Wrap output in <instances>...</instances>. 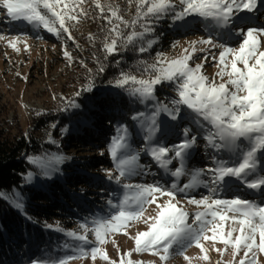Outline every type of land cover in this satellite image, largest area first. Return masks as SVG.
I'll return each instance as SVG.
<instances>
[{
  "label": "snow or ice",
  "instance_id": "1",
  "mask_svg": "<svg viewBox=\"0 0 264 264\" xmlns=\"http://www.w3.org/2000/svg\"><path fill=\"white\" fill-rule=\"evenodd\" d=\"M87 3L89 0H0V9L12 21L26 22L58 39L74 41L71 28L88 17L84 7ZM128 3L135 5L131 20L125 19L119 5L111 0H91L99 18L108 25L103 42L107 55L137 41L141 42L140 53L148 51L155 40L147 37L164 18L171 19L178 29L202 26L210 33L207 38L189 41L177 56L157 53L153 63L142 61L143 72L139 77L122 71L114 82L117 88L125 89L141 103L155 99L157 86L167 84L175 92L171 108L157 102L147 118L144 137L147 144L143 149L160 169L175 179L168 186V182L123 183V198L118 203L109 199L107 204L113 211L106 218L92 219L91 226L85 222L77 230L66 231L58 223L46 224L45 227L54 228L77 242L63 245L76 254L54 260H33L31 264H70L79 259H90L95 264L98 258L105 264H143L132 259L133 253H149L158 257L159 264H168L174 253L182 256L187 264H192L193 259L207 264H264L261 259L264 257V201L256 203L239 191L228 198L221 195L233 188H246L264 195V23L253 22L259 19L254 14L264 7V0H128ZM124 29H129L127 34ZM216 37L223 42H217ZM89 39L95 37L90 34ZM5 40L16 52L21 51L18 47L21 42L25 51L30 50L27 40L21 41L19 36L8 39L0 35V41ZM178 46L179 42L173 44L174 48ZM212 49L218 51L213 53ZM198 52L208 55L193 66ZM63 55L70 63L73 61L67 48ZM209 58L218 69L212 78L203 72ZM98 71H105L103 65ZM91 87L89 84L84 90L91 91ZM68 103L73 108L79 107L73 101ZM182 108L190 115L182 114ZM161 112L167 114L169 121L184 122L187 126L158 122ZM144 117L145 113L138 112L131 119L142 122ZM169 134L181 138L169 142V146L164 143ZM198 137L212 150L213 165L190 171L187 162L194 157ZM130 149L128 127L122 125L108 149L115 163L114 172L118 173L107 172L109 180L121 184L122 180L138 174L137 169L141 167L145 174L149 171L147 166L139 164L140 153H131ZM28 159L29 163L38 164L41 158ZM63 159V156L55 157L58 163ZM43 174L50 176L48 171ZM185 175L191 178L180 185L177 181ZM27 179L31 182L32 173ZM199 187L206 188L208 194L199 198L189 195ZM180 193L184 194L183 200L177 198ZM0 199L11 200L14 207L24 209L19 194L13 198L0 191ZM152 205H155L154 214H148ZM187 205L194 206L196 211L190 213ZM134 222H142L146 230L130 235L128 229ZM120 233L134 242V247L126 252L120 251L113 238ZM109 242L116 245L118 260L112 259L103 247ZM193 246L200 252L196 258L186 255L187 249ZM210 252H216L220 259L213 262ZM226 256L230 259H225Z\"/></svg>",
  "mask_w": 264,
  "mask_h": 264
},
{
  "label": "rangeland",
  "instance_id": "2",
  "mask_svg": "<svg viewBox=\"0 0 264 264\" xmlns=\"http://www.w3.org/2000/svg\"><path fill=\"white\" fill-rule=\"evenodd\" d=\"M126 1L128 8L126 13L135 15V5L129 4L128 0ZM91 6V0H89V3L85 4L84 7L87 10ZM262 13H264V7L259 8L254 14L259 18L254 20V23H264ZM156 24H159L160 27L148 36L157 43V48L154 51L155 58L157 53H164L168 57L177 56L181 53L183 47H187L189 41L197 40L200 37L207 38L210 35L202 26L199 28L178 29L169 18L161 19ZM71 31L75 37L74 41L66 38L58 39L46 30L37 29L26 22L19 26V21H12L7 17L6 11L0 9V35L8 39L19 36L21 41L26 39L27 44L30 45V50L25 51L24 44L21 42L18 44L21 51L16 52L8 46L6 40L0 41V134L7 137H20L22 135L30 137L33 135L44 141V143L52 145V148L44 156H31L41 158L38 164H34L37 173L29 172L32 173L33 179L31 182L28 181V173L25 176L26 188L23 191L16 190L15 195L19 194L23 202L29 201L30 191L36 189L37 181L66 188L65 193L67 194H65L66 196H64L61 203L64 208L62 210L64 215L58 217L60 219H55L57 216H52V220L47 221V224L53 226L58 223L66 231L77 230L80 223L88 222L91 226L92 219L106 218L110 215L113 210L108 206L107 201L111 199L114 203H118L123 198V183L150 184L159 182L165 184V182H168L166 185L168 186L175 179L163 169H160L151 157L143 151L147 144L144 140L147 118L151 116L157 102L167 104L171 108L170 101L175 98V92L167 84L157 86L155 99L141 103L125 90L124 94L132 99L134 107H136L130 117L126 115L124 118L114 117L112 116L113 111L107 108H104L101 113L93 112L90 110L92 104L88 100L86 102L88 108H82L79 104V96L76 93L79 92L82 95L83 92L85 84L82 82V67L85 66V62L80 58L79 51L82 50L81 43L83 39L91 42L92 39H89V36L90 34L94 36V33L90 30L88 21L85 18L79 24H74ZM216 39L217 42H223L219 37H216ZM176 42H179V46L174 48L173 44ZM65 48L73 57L71 63L63 55ZM211 51L216 53L218 50L212 49ZM206 55H208L207 52L196 53L192 61L193 66L195 63H200ZM217 71L215 62L209 58L204 64V74L212 78ZM69 101L75 102L79 107H71ZM138 112L145 113L142 122L131 119ZM181 113L186 116L190 115L186 108H182ZM49 114L52 117L60 116L68 119L63 123V118H60L58 121L49 122L43 129L36 130L35 118L43 115L48 116ZM157 121L181 124V127L187 126L184 122L169 121L167 114L163 112L157 116ZM88 122L91 124L89 125ZM122 125L128 127V142L131 146V153L139 152V164L147 166L149 171L145 174L143 167H141L137 169L138 174L132 175L127 180H122L121 184H117L115 180H109L107 176L109 171H112L114 175H118L114 172L115 163L108 149L112 138L117 135V129ZM180 138L178 135L169 134L164 143L171 146L169 142H176ZM204 145L205 142L198 137V146L194 152V157L187 162L190 171L213 165L212 150ZM220 155L225 154L220 153ZM57 156H63V162L58 163L55 160ZM44 171L50 172V176H45ZM64 175L67 179L73 178L74 180L69 183L67 179L61 180L58 178L60 176L64 177ZM190 178V175H185L180 177L177 182L183 185ZM57 182L60 184H57ZM247 190L246 188H240L239 190L233 188L231 192L221 193V195L228 198L239 191L242 196L252 199L256 203L264 201V195L260 192L252 195L247 193ZM207 194V189L203 187L189 193V195H195L197 198ZM60 195H56V198H59ZM177 198L183 200L184 194H178ZM154 208L155 205H152L148 209V214H154ZM187 209L190 213L196 211L192 205H187ZM146 227L142 222H134L128 231L130 235H135L136 231H144ZM62 234L61 241L58 242L59 247L55 248L52 255L34 260H54L66 255L76 254L71 249L64 248L63 245L77 242L66 237L64 233ZM113 238L116 244L119 245L121 252H126L134 247V242L123 233L116 234ZM89 239H93L91 234H89ZM103 247L106 248L112 259H119L116 245L109 242ZM186 255L196 258L200 255V252L198 248L193 246L187 249ZM210 257L215 262L211 255ZM132 259L142 261L143 264H149L151 261H156V264H159L158 257H154L149 253H133ZM225 259H230V256H226ZM261 259L264 260V257H261ZM32 261L22 264H31ZM70 264H92V261L90 259H79L71 261ZM95 264H105V262L98 258ZM168 264H187V262L182 256L174 253ZM192 264H207V262L193 259Z\"/></svg>",
  "mask_w": 264,
  "mask_h": 264
},
{
  "label": "trees",
  "instance_id": "3",
  "mask_svg": "<svg viewBox=\"0 0 264 264\" xmlns=\"http://www.w3.org/2000/svg\"><path fill=\"white\" fill-rule=\"evenodd\" d=\"M111 2L119 5L120 14L125 19L131 20L134 17L131 13L130 15L126 13L128 11L126 0H111ZM87 11L89 15L85 19L95 39L91 42L83 39L82 50L79 51L80 58L86 66L82 67V82L85 85L82 95L78 97L79 104L87 109L88 100L92 104L89 106L93 112L101 113L104 108H107L113 111L112 116L114 117L124 118L125 115L130 117L136 107L132 99L124 94L125 89L117 88L114 82L122 71L139 77L143 72L141 62L150 64L155 60L154 51L157 43L155 41L152 47L144 53L138 51L141 42L137 41L135 45L121 47L117 53L107 55L103 50L104 37L107 35V22L99 18V13L94 6L89 7ZM154 27L156 32L160 25L155 24ZM124 31L127 34L129 29H124ZM147 39L150 38L147 37ZM106 55L107 58H105ZM101 65L105 69L102 73L98 71ZM89 84L92 86L91 91H85L84 89ZM60 118L63 117H52L50 114L37 117L35 118V129L41 130L49 122L58 121ZM67 119V117L63 118V123ZM88 124L91 123L88 122ZM51 148L52 145L44 143L33 135L7 137L0 134V191L15 198L16 190L23 191L26 188L25 176L29 172L37 173V168L29 163L28 158L44 156ZM58 178L67 179L65 175ZM67 180L71 183L74 179ZM57 184L60 183L57 182ZM66 190V188L37 181L36 189L30 191L29 201L23 202V211L14 207L11 200L0 199V264H22L52 255L55 248L59 247L58 242L61 241L63 234L45 225L47 221L52 220V216L60 219L58 217L64 215L61 203L67 194ZM58 194L61 195L56 198Z\"/></svg>",
  "mask_w": 264,
  "mask_h": 264
},
{
  "label": "bare ground",
  "instance_id": "4",
  "mask_svg": "<svg viewBox=\"0 0 264 264\" xmlns=\"http://www.w3.org/2000/svg\"><path fill=\"white\" fill-rule=\"evenodd\" d=\"M22 25H23V22L19 21V26H22ZM247 193H251L252 195H255L256 193H259V192H256V191H253V190H250V191L247 190ZM206 246H209V245H206ZM210 255L212 256L214 261L220 259L215 252H210Z\"/></svg>",
  "mask_w": 264,
  "mask_h": 264
}]
</instances>
